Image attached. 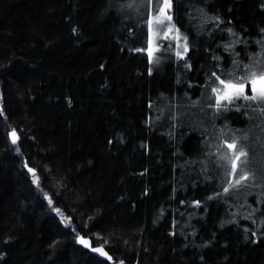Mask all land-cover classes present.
<instances>
[{"label": "trees", "instance_id": "trees-1", "mask_svg": "<svg viewBox=\"0 0 264 264\" xmlns=\"http://www.w3.org/2000/svg\"><path fill=\"white\" fill-rule=\"evenodd\" d=\"M125 2L0 0V264H264L261 213L256 224L242 218L248 205L264 212L260 189L208 199L222 192L223 169L206 155L216 152L219 129L240 135L250 122L234 111L213 121L204 87L219 72L213 55L232 71L218 45L246 41L235 47L244 64L260 52L264 0H173L191 70L163 49L159 65L129 51L147 47V25L144 9L114 7ZM201 9L224 23L204 24ZM249 135L251 158L264 133ZM255 153L264 156V144Z\"/></svg>", "mask_w": 264, "mask_h": 264}, {"label": "snow or ice", "instance_id": "snow-or-ice-1", "mask_svg": "<svg viewBox=\"0 0 264 264\" xmlns=\"http://www.w3.org/2000/svg\"><path fill=\"white\" fill-rule=\"evenodd\" d=\"M117 10H134L137 15H141L140 10L144 9L146 13V25H147V47H138L129 49V51L146 52L149 64L159 65L161 63V57L155 55L162 49L164 52L174 53L176 59L185 61L184 67L191 70L192 65L188 62V54L190 52L188 37L180 32V29L173 23V0H126L125 3H118L114 5ZM201 15L203 17V23L209 22L215 23V26L219 28V25L224 23L219 16L208 17L206 13L201 9ZM230 23V22H229ZM73 33L77 31L76 28L72 29ZM230 37L236 36L231 28L226 29ZM264 33V29L260 30ZM129 37L135 39V33L129 28ZM163 41H168L167 44H163ZM175 42L173 45L172 42ZM247 43L240 38L229 40V42L218 45L223 47L224 51L229 52L231 55L232 71H225L219 61L221 57L213 55L212 59L218 63L214 65L219 69L211 71L207 74V79L204 87L209 89L207 96V107L213 109L211 119L213 121L224 118L227 112L241 113L247 117L250 122V127L247 132H241L239 129L233 130L227 124L223 128L219 129L220 143L216 145V152L206 153L211 158L217 156V161H213L215 168L223 169V177L221 178L222 192H215L214 195L209 196V200H215L219 198H233L239 199L241 194H251V190L260 189L256 196L257 204H264V156H260L257 159L255 153V144L260 142L264 144V138L260 135L255 137V141L252 142L251 150L253 152L250 158V152L248 150L250 135L252 128H259L261 133H264V37L261 40L255 41L260 46V52L256 56H249V63H242L238 57L239 52L235 51V47L238 44ZM151 68L149 74L151 75ZM179 79L177 83H179ZM191 87V85H189ZM203 96V93H202ZM70 103V101H69ZM199 103L193 102L192 107H195ZM151 107V105H149ZM203 110V109H201ZM0 116H4L3 108H0ZM5 120L7 119L4 116ZM256 124H251L252 121L257 120ZM171 119L176 120V116H172ZM175 126V125H174ZM213 127H215L213 125ZM207 131V130H205ZM228 133H231V137L228 138ZM171 135V133H170ZM11 144L17 145L19 136L15 129L10 133ZM109 144L112 141H108ZM18 151V149H17ZM218 154V155H217ZM28 172L35 177V183L39 186V177L34 169L24 165ZM203 172H207V168L202 169ZM143 175V173H141ZM205 179H211L206 176ZM247 190V191H245ZM49 204H52V200L49 198ZM183 203V201H181ZM194 207H200V201H193ZM244 207V205H241ZM247 215L242 218L245 220H251L253 224L257 221L254 218L256 213H261L260 224L264 225V212L260 208H253L248 205ZM57 212L60 210L57 208ZM235 216V213H233ZM229 223H236L235 220L228 221ZM247 233L249 228H244ZM174 234V233H173ZM255 236L256 233L252 232ZM247 239V236L245 237ZM8 241L6 240L5 243ZM79 243L86 248H90L92 252L98 253L100 256L107 257L108 260H112V257L103 250V247H92L89 240L80 237ZM3 257L0 256V259ZM120 264H124L120 261Z\"/></svg>", "mask_w": 264, "mask_h": 264}, {"label": "water", "instance_id": "water-1", "mask_svg": "<svg viewBox=\"0 0 264 264\" xmlns=\"http://www.w3.org/2000/svg\"><path fill=\"white\" fill-rule=\"evenodd\" d=\"M28 171V170H27ZM91 242V241H90ZM91 246H92V242H91ZM93 247V246H92ZM89 250H91L90 248H88ZM103 250L105 251V252H107L106 251V249L103 247ZM95 255H97L98 257H100V258H102V259H106V260H108L107 259V257H105V256H100L98 253H95V252H93ZM109 255V254H108Z\"/></svg>", "mask_w": 264, "mask_h": 264}, {"label": "bare ground", "instance_id": "bare-ground-1", "mask_svg": "<svg viewBox=\"0 0 264 264\" xmlns=\"http://www.w3.org/2000/svg\"><path fill=\"white\" fill-rule=\"evenodd\" d=\"M84 238V237H83ZM80 239V238H79ZM84 239H86V240H89V241H91L92 242V240H90V239H87V238H84ZM92 246H93V242H92ZM86 248V247H85ZM88 249V248H87ZM89 250V249H88ZM108 253V252H107Z\"/></svg>", "mask_w": 264, "mask_h": 264}, {"label": "rangeland", "instance_id": "rangeland-1", "mask_svg": "<svg viewBox=\"0 0 264 264\" xmlns=\"http://www.w3.org/2000/svg\"><path fill=\"white\" fill-rule=\"evenodd\" d=\"M172 14V13H171ZM174 42V41H173Z\"/></svg>", "mask_w": 264, "mask_h": 264}]
</instances>
